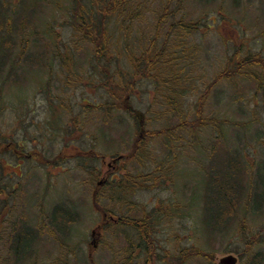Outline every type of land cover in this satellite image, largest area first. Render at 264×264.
<instances>
[{
    "label": "rangeland",
    "instance_id": "obj_1",
    "mask_svg": "<svg viewBox=\"0 0 264 264\" xmlns=\"http://www.w3.org/2000/svg\"><path fill=\"white\" fill-rule=\"evenodd\" d=\"M13 1L17 0H7ZM166 2L141 0L143 18L133 20L128 31L129 22L119 20L113 32V60L106 63L96 60L91 45L82 44L67 24L73 0H42L41 7H49L45 14H35L26 53L41 57L43 65L21 58L14 80L0 78V146L6 145L0 148L5 166L0 167V264H176L185 249L193 247L211 253L213 260L190 257L181 264H220L230 254L237 257V264H252L257 256L264 263L261 195L256 199L259 208L251 206L246 195L241 197L238 214L225 230L213 234L203 222L207 168L214 156L237 149L247 157L242 168L252 175L264 159V89L253 98L259 83L255 75L264 79V67L252 66L213 87L204 116L217 118L221 128L213 122L197 131L175 128L194 120L199 97L225 69L250 56L264 59V0H184L173 20L196 22L198 28L185 38L171 34L166 40L171 21L164 23L156 42L155 52L162 57L154 76L136 83L131 95L115 99L104 86L107 77L122 86L132 77L131 59L141 58L150 47ZM28 3L37 11L40 1ZM52 5L58 12L54 35L46 33L44 25L54 16ZM9 9L14 21L29 14L23 10L21 15V8L15 10L13 5ZM21 49L16 45L11 59L18 60ZM253 108L257 121L250 117ZM170 127L175 128L172 140L168 136L149 139L139 160L129 159L137 136ZM10 144H20V165L14 153L2 154ZM32 152L49 159L62 152L68 157L51 166L27 158ZM96 153L104 158H95ZM117 155L123 159L112 163ZM158 169L164 170L163 177L148 180L149 188H137L124 205L119 200L112 205L109 198L101 200L113 212L111 220L95 205L94 190L105 178ZM246 179L248 194L257 185L264 189L263 180L258 184L257 178ZM63 204L72 222L66 233L56 228L52 235L53 211ZM163 207L168 216L154 230V243L143 244L133 227L115 224L125 214L141 218L143 212ZM108 220L110 225L102 227ZM242 225L247 239L239 231ZM32 230L42 234H36L26 259H18L13 239ZM254 238L259 242L247 250V241Z\"/></svg>",
    "mask_w": 264,
    "mask_h": 264
},
{
    "label": "trees",
    "instance_id": "obj_2",
    "mask_svg": "<svg viewBox=\"0 0 264 264\" xmlns=\"http://www.w3.org/2000/svg\"><path fill=\"white\" fill-rule=\"evenodd\" d=\"M29 1L32 0H17L16 3L14 1L13 3H9L7 0H0V78H4V80L7 81L8 79L14 80L15 77L18 76L19 73L17 71L20 68L21 58L23 61L29 62L31 65H36L37 63L43 65L40 60L41 57L36 56L35 53H26L28 47L26 45V41H30V39L27 37V34L32 27L33 23L31 24V22L35 19V14L39 13V11H42L45 14L47 7L49 6L41 7L42 0H39L40 4L38 5V9L36 11L35 8H32V6L28 3ZM183 4L184 0H167L162 13L157 17L158 22L155 24L156 35L153 38L150 47L145 51L141 58L131 59V64L134 66V72L132 73V77L126 80L124 86L119 84L115 79H113V77H107V83H104V86H107L106 89L108 93L115 99L122 100L124 96L131 95L136 88V83L142 79L154 76L153 72L155 71V68L158 66L162 57V54L160 52H155V49L157 46L156 42L158 38L161 37V30L164 23L171 21L166 40L171 37V34L177 38L179 35L184 36L185 38V36L194 32L196 27L198 28L196 22L173 20V18H175L177 14L181 12ZM9 5H13L15 10H17V8H21V15H23V10L25 13L29 14H24V19L18 18V20L14 21L10 14V11L12 10L9 9ZM22 5L24 9H22ZM52 7L54 9V16L48 17L47 20H45L44 25H46V33L54 35V23L57 22L58 12H56L54 5H52ZM70 12V15L68 12V16L66 15L69 17L67 24L72 28L74 36H77L82 44H90L95 54L96 60H106V63H109V61L111 62L113 60V32L115 25H118L119 20H121V24L129 22L128 26L125 28V31H128L130 27L129 25L133 20L140 21V19L143 18L141 0H73ZM47 24H50L49 26L52 27V29L48 28ZM19 44L20 47H22V49L19 51L20 58H18V60H13L11 57L14 56L15 47ZM76 44L78 46V42ZM174 46L178 47V45ZM40 55L43 56V54ZM67 58L68 54L66 55V59ZM142 64H145L143 69H141ZM252 66L264 67V59L261 58V56H250L239 59L235 66L225 69L215 78V80L210 83V85L199 97L194 120H186L184 122L182 121L180 125L175 126V128L178 127L180 129L183 127L197 131L202 129L204 126L210 125L212 122L216 127L221 128V126L218 124L219 121L217 118H205V102L213 87H215L220 81L225 78H230L234 74L247 73V71ZM255 76L259 83L257 85V93L256 95H253L254 99L258 96L259 91L264 89V79L257 75ZM70 79L71 78H69V80ZM175 102L176 104H179L177 100H175ZM111 104L115 105L114 102ZM256 106L257 104H255V108ZM255 108L250 110V117L252 121H257L258 119V113L256 112ZM129 112L132 113V110H129ZM175 128L170 127L149 131L144 138L137 136L131 150L129 151V159L139 160V154L141 153V150H143V148L148 144L149 139L168 136V139L172 140L170 137L171 131H173ZM3 146L0 148H3ZM13 146V151L10 150L9 154L14 153L13 156L15 157V154L22 153L21 147H18L17 144H13ZM234 146L235 145L232 144L229 150ZM236 150L237 149H234L232 152H226L225 154L214 156L207 168L208 178L206 177V204L204 207L203 222L205 223V228L209 231H212L213 234H215L217 231L225 230L227 226L228 228L231 226V221L234 220L238 214L241 197L247 196L249 199V204L255 208H259V204H257L256 199L259 198L260 195L264 202V189H260L259 185L254 187V189H256L254 190V193L248 194V192H246V187L249 185V179L246 178H257L258 184L260 180L264 181V170L262 169L264 159L260 165L258 163V168L256 169V172L254 170V175H252L253 173H249L241 166L244 160H247V157L241 156L239 151ZM35 155L40 160V162H44L46 165L51 166H57L60 163L65 162L68 157L63 152L53 159H49L40 153ZM99 157L104 158V156H100L96 153L95 158L98 159ZM117 157H119V155H117L115 158ZM142 160L143 159L141 158L140 161ZM2 166L5 168L2 156L0 155V167ZM163 172V169H158L154 172L146 174H131L126 172L125 175L119 177L120 180L111 176L104 180L102 186H96L93 193L95 205H97L99 210L106 212V214L109 216V219L111 220V215H113V212L102 204V199L109 198V205H112L113 201L115 200H119L121 205H124L127 197L135 193L137 188L148 189V180L154 179L157 181L158 178L163 177ZM93 176L97 175L93 173ZM104 189L107 192L106 196L103 195L105 192ZM252 196H254V199H252ZM253 203H255V205H253ZM166 208L167 207H163V209H160L162 211H157V209L145 211L142 213L141 218H132L130 215L127 216L125 214L116 220L115 224L133 227V229L136 231V237L138 239L140 238L143 244H151L154 243V230L159 224H162L168 216V210ZM158 212L162 213L160 218H158L160 215ZM110 220L103 223L102 227L106 228V226L110 225ZM71 222L72 221L69 217V210L67 206L64 204L62 206L57 205L53 211V216L51 217V225H53V227L50 228V233L52 235H56L57 231H60L62 234L66 233L67 227L70 226ZM239 231L243 237L247 239L248 235L244 225L239 227ZM37 233L40 235L42 234L41 230H32L28 232H22L21 235L14 237L13 253L18 259L24 260L26 259L29 252H32V242H34V244L36 243ZM258 242L259 240L257 238H254L252 241L248 240L247 250L252 249ZM212 256L213 255L211 253H208L202 249L196 247L188 248L185 249L183 257L179 258V261L177 259L176 264H181L182 261L185 262L190 257H204L212 261ZM251 262L252 264H264L262 257L258 256L253 258Z\"/></svg>",
    "mask_w": 264,
    "mask_h": 264
},
{
    "label": "flooded vegetation",
    "instance_id": "obj_3",
    "mask_svg": "<svg viewBox=\"0 0 264 264\" xmlns=\"http://www.w3.org/2000/svg\"><path fill=\"white\" fill-rule=\"evenodd\" d=\"M4 146H6V145H4ZM13 146V144H10V145H8L5 149H3L2 150V154L4 155V154H7V152L9 153L10 152V150H12V148H14V146ZM1 147V146H0ZM18 147H20V144H18ZM13 151V150H12ZM22 152V151H21ZM36 153L35 152H32V153H29L28 154V156H27V158H30V159H32V158H37L36 157V155H35ZM15 156H16V158L18 159V165H20L21 164V157H23V152L20 154H15ZM117 162V159H113V161H112V163H116ZM112 163H110V166H113V164ZM109 174V173H108ZM23 174H20L19 176H18V178H20V176H22ZM114 175V174H113ZM139 240H140V238H139ZM138 246L140 247L141 246V243H139L138 244Z\"/></svg>",
    "mask_w": 264,
    "mask_h": 264
},
{
    "label": "water",
    "instance_id": "obj_4",
    "mask_svg": "<svg viewBox=\"0 0 264 264\" xmlns=\"http://www.w3.org/2000/svg\"><path fill=\"white\" fill-rule=\"evenodd\" d=\"M237 261H238L237 257L230 254V255L223 257L220 260V264H237Z\"/></svg>",
    "mask_w": 264,
    "mask_h": 264
}]
</instances>
